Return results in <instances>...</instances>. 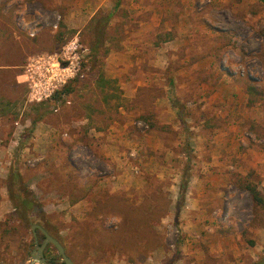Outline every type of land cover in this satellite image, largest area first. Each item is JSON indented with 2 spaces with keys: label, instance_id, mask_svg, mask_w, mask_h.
<instances>
[{
  "label": "rangeland",
  "instance_id": "obj_1",
  "mask_svg": "<svg viewBox=\"0 0 264 264\" xmlns=\"http://www.w3.org/2000/svg\"><path fill=\"white\" fill-rule=\"evenodd\" d=\"M21 13L46 21L37 36L17 28ZM0 14L16 29L20 61L77 35L98 42L89 57L99 62L70 104L26 114L25 102L0 135V149L16 141L19 184L40 213L20 222L7 155L0 264L27 262L40 223L74 264H246L263 254L244 185L264 195V0H0ZM99 66L121 89L117 108L96 85ZM123 217L151 224L145 238L158 243L138 247L142 226Z\"/></svg>",
  "mask_w": 264,
  "mask_h": 264
},
{
  "label": "built area",
  "instance_id": "obj_2",
  "mask_svg": "<svg viewBox=\"0 0 264 264\" xmlns=\"http://www.w3.org/2000/svg\"><path fill=\"white\" fill-rule=\"evenodd\" d=\"M16 26L28 36H37L46 25L45 20L26 19L22 13ZM57 28V23L51 24ZM89 48L75 35L54 51L28 55L20 66L18 82L26 89V103L51 102V109L58 112L70 104L63 88L74 79H83L88 70ZM18 125V122H15Z\"/></svg>",
  "mask_w": 264,
  "mask_h": 264
},
{
  "label": "trees",
  "instance_id": "obj_3",
  "mask_svg": "<svg viewBox=\"0 0 264 264\" xmlns=\"http://www.w3.org/2000/svg\"><path fill=\"white\" fill-rule=\"evenodd\" d=\"M111 13L107 14V16L105 17V20L110 16ZM82 41V40H81ZM97 47H98V42H95L92 47H88L89 48V56H91L92 54L95 53V51H97ZM90 58V57H89ZM97 59V57H96ZM91 58L88 59V65L93 63L94 65H96V67L98 66L99 62H97V60H94L93 62H90ZM20 71V69H19ZM79 79H74L71 82H69L64 88H63V92L67 95H69V92H71L73 90L74 84L76 82H78ZM96 85L100 87V91L102 93V98L103 101L105 102L106 105L111 107V104L113 102V106L115 108L119 107L122 103L123 97L121 96V89L119 88V86L117 85V80L115 78H110V77H106L103 69L98 68V76L96 79ZM26 89H25V96H24V100L23 101H19L17 103L11 104L9 101H0V110H2L3 112H5L7 109L10 110V107L13 108V114L17 117L20 113V110L22 109V107L24 106V103L26 102ZM171 98H173V100H175L174 104L177 105V98L172 96ZM29 104V103H27ZM51 106V102H41V103H36V104H30L29 107H27L25 109V113L29 114L30 111L33 110H37L38 106ZM176 109V108H175ZM36 121V120H35ZM32 124L34 123V120L31 122ZM152 126H154V124L151 123ZM18 156L19 154H17V157L15 159L18 160ZM9 178L10 181L12 182V184L14 183L16 185V188L14 190V192H10V199L13 201V204L16 208L17 211V216L20 220V222H30L31 216L33 214L38 215L37 217H40L39 214L37 213V211H39V207H38V203L35 200L34 196L32 195L31 191H29L27 188L22 187L19 184V179H20V174L17 171L16 168V164H15V160L13 162V165L11 166V170L9 172ZM245 189L249 192L250 196H251V200L253 203V217L252 220L250 221L249 224L254 226H263L264 227V195L263 193L260 191L258 185L255 182H247L244 185ZM41 212V211H40ZM162 213V212H161ZM124 218V223H122L123 225L128 222L126 217ZM42 221V218H40ZM132 221V220H131ZM131 221H130V226H135V227H139L142 226V229L139 232L140 235V239L142 240V242L139 241V243L137 244L138 247H140V245L143 246H147L146 243L151 244V243H158V238H154V234H153V239H146V235L147 232L144 229L145 227H150L151 228V224L147 223L146 221L144 222L142 221H138V223H132L131 225ZM127 224V225H129ZM40 225L52 236H54L55 238H57L60 242L61 239L60 237L55 234L53 232V230L51 229V227L47 224H43L40 223ZM122 225V226H123ZM36 232H39L40 235L42 237L43 234L40 232V230H38L36 228ZM39 242V241H38ZM40 243V242H39ZM32 244V243H31ZM62 244V243H61ZM33 245H34V241H33ZM63 245V244H62ZM147 247H144V249H142V253H140L141 255L144 256V254L146 253ZM57 252L56 248L51 244H47L45 249H44V255L48 258H50V261H57V255L54 253ZM246 264H264V251L263 254L261 256H259L257 259H254L253 261L246 263Z\"/></svg>",
  "mask_w": 264,
  "mask_h": 264
},
{
  "label": "crops",
  "instance_id": "obj_4",
  "mask_svg": "<svg viewBox=\"0 0 264 264\" xmlns=\"http://www.w3.org/2000/svg\"><path fill=\"white\" fill-rule=\"evenodd\" d=\"M132 1L139 2V4H141L143 2L146 3L148 0H132ZM0 19L2 18L0 17ZM6 42H8L10 46H6L3 44ZM18 42L19 39L17 37L16 29L14 28L12 22L10 23L8 21L0 22V101H9L11 104L19 102L20 97L22 96L20 95V86L22 84L18 82V75H19L20 66L22 64V63L20 64V62H22V60H25V58L20 61ZM15 120L16 119H15V115L13 114V108L10 107V110L7 109L5 112L0 110V135H2V132L6 130L7 123L9 121L13 122ZM11 126L13 129H15L12 124ZM94 131H96L95 128ZM97 132H94L95 133L94 135H96V137H98V134H100ZM107 139H109V137ZM0 140H2L1 137ZM9 142L10 143H8L7 145L8 148H6L5 146L4 149H0V161H4L7 155H9L11 156L10 157L11 162H13L14 153L12 154V152H15L17 148L14 151H12L11 149L12 147H14V145L17 144L16 141L12 139V137L9 138ZM105 145L106 144H104L103 146L105 147ZM6 163H8V161H6ZM201 208L202 206H198L197 209H201Z\"/></svg>",
  "mask_w": 264,
  "mask_h": 264
},
{
  "label": "water",
  "instance_id": "obj_5",
  "mask_svg": "<svg viewBox=\"0 0 264 264\" xmlns=\"http://www.w3.org/2000/svg\"><path fill=\"white\" fill-rule=\"evenodd\" d=\"M36 228L43 234V240L39 243L36 237ZM32 233L35 237L34 248L30 252V257L24 264H74L70 256L67 255L64 246L61 242L49 234L41 225L33 224ZM51 243L57 250L60 257L57 261H50V258L44 255V249L47 244Z\"/></svg>",
  "mask_w": 264,
  "mask_h": 264
}]
</instances>
